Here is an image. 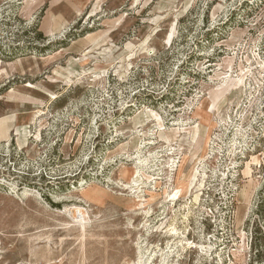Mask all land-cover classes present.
I'll return each instance as SVG.
<instances>
[{"label":"rangeland","instance_id":"rangeland-1","mask_svg":"<svg viewBox=\"0 0 264 264\" xmlns=\"http://www.w3.org/2000/svg\"><path fill=\"white\" fill-rule=\"evenodd\" d=\"M140 263L264 264V0H0V264Z\"/></svg>","mask_w":264,"mask_h":264},{"label":"bare ground","instance_id":"bare-ground-1","mask_svg":"<svg viewBox=\"0 0 264 264\" xmlns=\"http://www.w3.org/2000/svg\"><path fill=\"white\" fill-rule=\"evenodd\" d=\"M240 72H241V78L239 80L240 83L243 82V79H244V68H240ZM148 116V115H147ZM144 125V124H143ZM142 126V125H141ZM140 126V127H141ZM175 136V135H174ZM205 157V154H203L201 157L198 158V160H203ZM197 164V163H196ZM194 164V165H196ZM194 179H195V166L194 168H192V170L189 172L188 176H187V179L186 181L184 182L183 186H184V193H187L189 191V188L191 187L192 183L194 182ZM165 193V191H164ZM167 195V192L165 193ZM171 193H168V195H170ZM151 197H152V193H150ZM172 231L169 233L170 235H174L175 232L173 233V229H171ZM140 258V257H139ZM141 262V261H140ZM141 264V263H140Z\"/></svg>","mask_w":264,"mask_h":264},{"label":"trees","instance_id":"trees-1","mask_svg":"<svg viewBox=\"0 0 264 264\" xmlns=\"http://www.w3.org/2000/svg\"><path fill=\"white\" fill-rule=\"evenodd\" d=\"M48 203H49V205L51 206V207H58V206H56L55 204H52L51 202H49V200H48ZM254 247H256V244H254ZM257 251V250H256Z\"/></svg>","mask_w":264,"mask_h":264}]
</instances>
